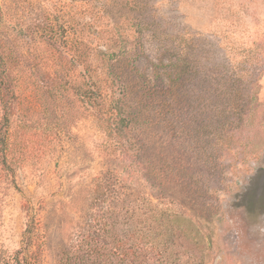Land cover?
<instances>
[{
    "label": "rangeland",
    "instance_id": "obj_1",
    "mask_svg": "<svg viewBox=\"0 0 264 264\" xmlns=\"http://www.w3.org/2000/svg\"><path fill=\"white\" fill-rule=\"evenodd\" d=\"M0 51V264H264V0H0Z\"/></svg>",
    "mask_w": 264,
    "mask_h": 264
},
{
    "label": "trees",
    "instance_id": "obj_2",
    "mask_svg": "<svg viewBox=\"0 0 264 264\" xmlns=\"http://www.w3.org/2000/svg\"><path fill=\"white\" fill-rule=\"evenodd\" d=\"M5 64H6V57H5L4 53H2L0 51V86L2 88H6V86H5L6 81H5V78L3 77L4 76V70H5ZM119 120H120V123L124 122V120L122 118ZM115 128H116L117 134L121 135V124H119L118 121L115 123ZM17 254L18 253L16 252L13 255H11L12 264H20L18 262L19 260L17 258Z\"/></svg>",
    "mask_w": 264,
    "mask_h": 264
}]
</instances>
